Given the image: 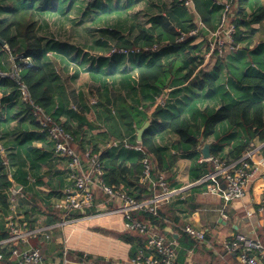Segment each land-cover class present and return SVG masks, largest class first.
I'll use <instances>...</instances> for the list:
<instances>
[{"label":"trees","instance_id":"trees-1","mask_svg":"<svg viewBox=\"0 0 264 264\" xmlns=\"http://www.w3.org/2000/svg\"><path fill=\"white\" fill-rule=\"evenodd\" d=\"M138 1L141 0H0V38L5 41V45L0 43V71L7 73L6 76L0 75V109L19 110L13 119L19 117L17 129H22L26 139L31 140L40 136L32 132V129L41 128L40 121L34 114L36 107L39 106L71 134L72 144L78 148L76 132L59 117L64 112V102L58 107L55 103V96L60 92L58 81L64 72L58 63H67L75 58L71 54L73 47L67 42H60L59 39L41 36L39 32L40 28L50 27L47 18H54L59 14L66 16L67 11L75 7L76 11L79 8L82 14H94L93 18L98 16L95 22L103 26L97 31L102 36H110L115 40L106 48V54L95 55V63H124V60L127 63H136L137 58L139 59V63L142 64L136 67L137 75L145 99L152 100L171 86L187 82L204 90L199 95L193 93V98H188L184 106L186 108L172 114L161 108L165 104H159L155 114L163 113L165 117L161 120L154 118L151 127L143 133L141 141H137V129L149 118L139 109V103L121 102L114 111L111 107L103 106L97 112L98 118L108 127L109 135L119 137L116 139L130 135V139L126 140L132 145L140 142L159 168L163 167V154L155 142V135L151 133V129L165 133L171 141L176 140L182 145L183 152L190 155L197 152V146L203 139L206 141L212 135H216L219 142L213 143L212 157L225 161L242 156L253 145L255 137L264 140V57L256 62L247 61V51L250 48L244 43L247 40V30H243L247 24V12L242 7V2L245 0H240L241 7L237 5L239 0H234L232 9L228 12L220 0H192L194 4L192 7L186 5V0H171L170 7L165 4L160 13L151 16L150 27L133 22L127 27L130 19L126 16V11ZM257 10L253 11L252 21H259L261 18L260 9ZM164 11L165 15L162 14ZM189 12L192 14H188ZM113 14H116L117 18L112 19L109 16ZM99 15H104L105 20H100ZM224 15L235 27L232 44L236 49L225 56L218 55L212 71L200 72L201 65L206 61L207 39L225 23ZM199 21L204 27H199ZM176 23L179 25L178 29L175 27ZM134 30H137L135 36L132 35ZM193 30L198 31L191 35ZM260 44L261 41L254 43L253 48L259 47ZM215 52L219 53L218 50ZM87 57L94 59L90 54ZM13 66L17 67L14 74ZM224 66L227 70L222 73L221 67ZM95 72L98 75L100 72L113 76L115 74L114 71L99 67ZM124 75L130 77L126 70ZM129 81H126L127 85L132 91H136V86H130ZM23 90L27 91L28 97H25ZM250 94H256V97H251ZM135 107L139 109L136 114ZM200 121L204 123V130L201 133L192 126ZM135 122L137 127L133 125ZM221 124H226L233 130L230 132L229 129L217 130ZM121 127L125 133L121 131ZM49 142L55 156L54 143L50 140ZM21 144L23 141L18 142V146ZM80 147L81 156L85 160L86 152L89 150L93 154H99L105 169L103 181L108 186L126 191L123 187L128 188L134 184L130 178L139 180L143 173V154L139 151L129 149L137 155L128 165L129 154L115 153L116 149H127L123 146L104 147L100 149V153L99 148L85 149L82 144ZM19 149L22 152L24 148L21 146ZM27 149L30 153L28 157L33 161L31 164L33 170L38 169L41 165L39 160L43 156L33 158L37 149L31 146ZM15 156L11 154L12 160L18 163ZM6 166L0 155V191L3 193L12 186L5 171ZM13 177L18 184L25 185L33 175H29L19 164ZM157 191L160 192V189ZM97 192L98 190H95L96 196L99 195ZM127 193L131 195L132 192ZM5 198L6 194L0 195V200L6 206ZM99 198L103 200L101 195ZM135 198L144 200L142 196ZM163 216L164 212L160 208H157L156 213L142 211L139 214L141 220L152 223L160 232L164 231L167 224L164 223ZM119 236L128 242L134 239L128 233H121ZM190 238L184 230L177 240L181 248L177 250L180 256L176 257L174 264H184L183 259L186 258L187 252L193 249L195 243ZM136 239L142 243L140 238Z\"/></svg>","mask_w":264,"mask_h":264},{"label":"crops","instance_id":"crops-1","mask_svg":"<svg viewBox=\"0 0 264 264\" xmlns=\"http://www.w3.org/2000/svg\"><path fill=\"white\" fill-rule=\"evenodd\" d=\"M254 1L255 0H245L242 2V7H244L245 12H247V24L243 27V30H247V40L244 43H247V46L250 48L249 51H247V61L252 60L256 62L264 57V0ZM140 3L143 4L146 11H148V13H145L147 17L145 22H140L139 11H137V13L133 11L134 8H138ZM165 4L170 7L171 0H141L134 3L133 6L126 11V16L135 24H144L146 27H150L151 16L160 13ZM239 4L240 0L237 5L241 7ZM258 8L260 9L261 18L259 21H252L251 17H253V11H256ZM162 14L165 15L166 11L162 12ZM188 14L192 13L189 12ZM65 15L66 16L59 14L57 17L72 20L75 27L80 26L81 28L84 27L88 29L85 26H90V28H92L88 30L90 34L86 35L84 45H79L73 43L74 41L61 38L57 35V30H55V33L52 32L51 24L55 25L53 17L47 18L50 27L48 29L40 28L39 32L41 36L44 35L46 38L59 39L60 42H67L73 47L71 54L74 55L73 57L75 58L67 63L61 61V63H58L64 72L62 76H60L61 79L58 81L60 92L55 96V103L57 107L60 106L62 102L65 104L64 112L59 115V117L61 120L66 121L76 132V137L78 139L76 141H79V143L78 148L76 145L74 146L80 154L82 150L80 144H82L85 149L99 148L98 151L100 153V149L106 146V142L110 141L112 138H119L109 135L108 127L99 120L97 112L101 110L103 106L111 107L114 111L118 109L121 102H127L128 104L139 103V109L149 118L147 120H151L150 125L146 129L148 130L154 118L161 120L165 117L163 113L155 114L161 101H164L165 104L161 108L172 114L179 109H185L186 107L184 106L188 98H193V93L199 95L204 92V90L197 88V86L193 87L187 82L171 86L166 91L155 96L152 100L145 99L142 96L143 91L140 87V80L137 75L136 67L142 64L139 63V59L137 58L136 63H127L126 60H124V63H95V55L106 54V48L113 44L115 40L110 36H102L101 33L97 31L103 26V24H96L95 21L98 20V16L97 18H93L94 14H82L81 11H76L75 7L69 9ZM99 16L100 20H105L104 15ZM109 16H111L112 19L117 18L116 14ZM112 22L114 23L116 21ZM175 27L178 29L179 25L177 24ZM136 33L137 30H134L132 35L135 36ZM258 41H261L260 46L253 48L254 43ZM88 54L92 57L94 56V59L88 58ZM205 65L206 61L201 65L200 72H210L216 66L215 64L210 69H205ZM98 67L103 69L106 68L107 71H114L115 74L113 76L100 72V78L95 72V69ZM125 70L130 77L124 75ZM226 70L227 68L225 66L221 67L222 73ZM82 75H87L95 87V90L92 92V97L94 98L90 101L85 92L70 86L71 84L74 86L76 80L82 77ZM126 81L131 83L129 84L130 86H136V91H132ZM226 87L228 88V85H226ZM97 104L101 106L97 107ZM18 111L19 110L14 109H0V155L4 162H8V164L5 163V165H7L5 171L9 180L12 182V186L4 193L0 191V195L6 194L5 202L7 204L5 206L0 200V239L10 236V231L6 226V220L11 213L10 197L12 195V189H17L14 184H18L13 177V173L18 170L19 164L29 175H33V178L25 185L19 184L20 188L16 194L18 212L24 217V220L31 229L49 227L57 224V222L61 220L62 212L56 205L60 202L62 194L73 186L69 179L70 167L67 160L59 158L56 154V157L54 156L52 145L46 134L38 130V128H35L32 129V132L39 134V138L34 137L31 140H27L22 129H17L19 117L13 119V116ZM91 116H94V119H92ZM198 124L199 127H197ZM133 125L135 127L138 126L136 122L133 123ZM192 126L199 129V133L204 130V123H202V121L197 124L194 123ZM139 128L140 127H138V129ZM218 128L221 131L229 129L230 132L233 130L226 124H221L217 127V130ZM121 131L125 133L122 127ZM151 133L155 135V142L161 149L164 159L162 168H159L156 162L153 161L152 175L154 178H158L160 174L164 175L169 189L185 187L212 170L213 157L205 159L201 152L204 141L198 144L197 152H193L190 155L183 152L182 145L178 144L176 140H169L165 133L157 132L156 129H151ZM41 136H45L44 139L41 138ZM130 137V135H125L122 136L121 139H130ZM20 141H23L21 146L24 149H22L21 157L19 156L18 158L17 154L21 147L20 145L18 146V142ZM137 141H139L138 138ZM206 142L211 143L212 149L213 143H218L219 139L216 135H212ZM29 146L37 149L36 153L32 151V153H34L33 158L43 156V158L39 160L41 161V165L39 164L40 166L38 169L33 170L32 168L31 164H33V161L28 157L30 153L27 147ZM1 147L4 151L1 150ZM12 153L16 155L15 160L19 164L12 160ZM50 153L52 155L48 156ZM115 153L129 154L130 157L127 159L128 165L137 155L136 152L124 148H122V150L116 149ZM49 161L53 163H49ZM130 181H133L134 184L130 185L128 188L125 185V187H123L127 192H132L130 194L134 197L142 196L143 199L152 198L153 192L148 190V185L141 184L139 180H135L134 178H130ZM210 185L211 182H207L201 185H193L184 188L179 194L173 195L168 201L161 203L158 208L162 209V212H164L165 216H163V220L164 223L167 224L163 232L158 231L156 226L152 224L154 230L172 237L177 241L180 239L188 223L206 229L208 245L194 243L193 249L189 250L186 258L183 259L184 264H242L232 252L226 249L225 241H230L238 234H244L251 237H258L264 242V219L260 213V207L264 200V181H253L250 184L247 194L242 199L233 202H226L220 195L211 193V191H209ZM159 189L161 192L162 189L160 187H158L156 191ZM96 190H98L97 194L103 197V200H101L99 195H97L98 198L96 196V202H106V194L99 188ZM114 204L115 203L111 202L107 205L110 206L109 208L111 209L114 208ZM74 214L78 215V211ZM89 224L90 225H87L90 226L89 231L80 230L82 234L81 238L80 236L71 237L70 244L73 245V242L74 244L77 242V244H83V248L81 249L80 245L77 247L71 245L74 250L69 253L68 260L75 262L79 260L83 262L82 260L84 259V262L88 264H135L133 260L137 257L138 250L144 238L138 233L124 231L122 228V220L119 215L111 218H104L100 222L92 221ZM69 233V227L65 229L55 228L50 232L49 237L44 235L29 237L27 242H22V245L38 248L43 255V264H64L65 258L62 253L64 248L63 240L66 236H70ZM121 233H128V235L134 238L133 241L128 242L122 239L119 236ZM136 237L140 238L142 243L137 241ZM12 246H15V244L12 243L11 247ZM180 248L181 246L178 242V249ZM85 252L88 254L86 255ZM177 256L179 258V253ZM9 263L18 264L16 260H10ZM77 263L82 264L80 262Z\"/></svg>","mask_w":264,"mask_h":264},{"label":"built area","instance_id":"built-area-1","mask_svg":"<svg viewBox=\"0 0 264 264\" xmlns=\"http://www.w3.org/2000/svg\"><path fill=\"white\" fill-rule=\"evenodd\" d=\"M234 0H226L224 3L225 11L231 9ZM222 2V1H221ZM186 5L192 7L193 1L186 0ZM226 20V15H224ZM224 24L212 35L218 36L224 29ZM199 27H204V24L199 21ZM198 30H193L190 34L194 35ZM235 31L233 24L227 30V41L230 45V50L235 51L236 47L232 44V35ZM183 38V37H182ZM181 38V39H182ZM216 49L206 44L205 59L211 53L218 50V55L222 56L223 51L218 44ZM216 54V52H215ZM1 76H6L7 73L0 71ZM24 89L25 86H23ZM25 97H28L26 90ZM160 104H164L161 101ZM34 114L40 121V130L46 133L50 141L54 143V152L59 158H64L70 167L69 179L73 186L67 189L57 203V208L62 212V218L57 224L49 227L29 228L24 217L18 212V202L16 194L19 189H12L10 197L11 213L6 220V226L10 231V236L0 239V264H11L10 260H16L18 264H43L44 259L41 251L28 245H22V242H27L29 237H37L44 235L50 236V232L55 228L70 229V236H66L63 240L64 248L63 255L65 258L64 264H84V259L81 261L68 260L69 253L74 250L69 245L75 229L83 230L84 225H90L92 221L100 222L104 218H111L119 215L122 220V228L124 231L135 232L144 238L142 246L138 250L137 257L133 260L135 264H174L177 256L178 242L162 233L154 230L152 223L141 220L139 214L142 211L157 212L158 206L168 201L173 195L179 194L184 188L193 185H201L211 182L209 191L213 194L220 195L226 202H233L242 199L249 190L250 184L253 181H264V140L258 136L253 139V145L247 149L242 156L235 160H220L213 158L212 170L205 173L201 178L192 182L185 187L177 189H169L167 187L164 175H158L154 178L152 175L153 160L146 153L140 142L132 145L126 139L112 138L106 143L105 148L125 147L134 149L143 154L142 163L144 165L143 173L139 178L141 184L148 185V190L153 192L150 199L138 200L129 195L122 188L108 186L103 181L105 172L104 165L100 160L99 154L92 153L90 150L86 152V160L75 149L72 144L73 137L67 133L64 127L55 121L51 116L47 115L41 107H36ZM1 150L3 148L1 147ZM212 158V157H211ZM8 164V162L5 161ZM223 181L225 185H223ZM160 187L161 192L156 189ZM101 189L107 196L106 202L97 203L95 190ZM115 203L114 208H109L108 203ZM78 211V215L74 214ZM260 213L264 219V200L260 207ZM185 232L189 234L191 239L196 244L208 245L207 231L204 227H196L188 223ZM15 246L11 247V244ZM20 245V246H19ZM11 247L9 250H7ZM225 247L232 252L242 264H264V242L258 237H251L244 234H238L230 241H225ZM87 255L88 253L85 252ZM88 264V263H85Z\"/></svg>","mask_w":264,"mask_h":264},{"label":"rangeland","instance_id":"rangeland-1","mask_svg":"<svg viewBox=\"0 0 264 264\" xmlns=\"http://www.w3.org/2000/svg\"><path fill=\"white\" fill-rule=\"evenodd\" d=\"M220 1H222L224 3L226 2V0H220ZM77 10L80 11L79 8H77ZM133 11L136 13H137V11H139L140 22L146 21L147 17L145 16L146 15L145 13H148V11H146V8H144L143 4L140 3L138 5V8L137 7L134 8ZM53 20L55 21V25L51 24V31L52 32L55 33V30H57V35H59L61 38L66 39V40H70V41H74L73 43H77L79 45H84V41L86 40V35L90 34V32L88 30L92 29V28H90V26H85L88 29H85L84 27L81 28L80 26L75 27L74 22L72 20H67L66 18L63 19L60 17H55V18H53ZM137 21H138V18H137ZM132 22L133 21L130 20L128 22L127 27H129ZM86 23H88V22H86ZM231 25L232 24L227 19L225 21L223 31L220 32L218 36L212 35V36H209V38L207 39V44H209L210 47H213V49H216L215 47L218 44L221 46V49L223 51L222 56H225L226 54L231 52L229 42L227 41V38H228L227 30L230 28ZM84 47H86V46H84ZM217 56H218V54H215V52H213L210 54V56L207 57L206 65L204 66L205 69H210L211 67H213L216 64ZM16 70H17V67L13 66L12 73L14 74L16 72ZM70 86L76 88L77 90L85 92L89 98V101L94 98V97H92L93 96L92 92L95 90V87L91 83V81L89 80L87 75H82V77H79L76 80V84L74 86L72 84ZM250 96L255 98L256 94H250ZM138 111H139V109L137 107H135V110H134L135 114L138 113ZM91 118L94 119V116H91ZM44 137L45 136H43V138ZM21 155H22V152L19 151L18 156L21 157ZM20 196H22V195H20ZM22 199H24V198H22ZM84 229H85V231H89L90 226L84 225ZM74 236L75 237L80 236V238L82 237V234H81L79 229H75L73 231L72 237H74ZM69 245L70 246L72 245V244H70V241H69ZM79 245L80 244H77V242L75 244L73 242L72 246L77 247ZM82 246H83V244L80 245L81 249L83 248Z\"/></svg>","mask_w":264,"mask_h":264},{"label":"water","instance_id":"water-1","mask_svg":"<svg viewBox=\"0 0 264 264\" xmlns=\"http://www.w3.org/2000/svg\"><path fill=\"white\" fill-rule=\"evenodd\" d=\"M0 43H1L2 45H5V41L2 40L1 38H0ZM150 123H151V120H147V121L144 123V125L138 129V131H137V138H138L139 141L142 140L143 133L145 132V130L147 129V127L150 125ZM203 141H204V145H203V147L201 148V152H202L203 157H204L205 159H210V158L212 157V153H211V143H210V142H206L204 139H203ZM14 186H15L17 189L20 188V185L17 184V183H15Z\"/></svg>","mask_w":264,"mask_h":264}]
</instances>
